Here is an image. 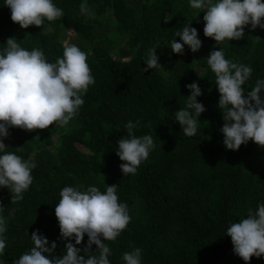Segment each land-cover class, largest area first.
<instances>
[{
  "label": "trees",
  "instance_id": "trees-1",
  "mask_svg": "<svg viewBox=\"0 0 264 264\" xmlns=\"http://www.w3.org/2000/svg\"><path fill=\"white\" fill-rule=\"evenodd\" d=\"M52 2L62 9V17L22 29L0 0V52L14 37L21 47L40 49L55 63L64 47L74 44L87 54L95 83L82 95L84 103L67 125L8 130L5 152L36 167L32 184L17 203H11L7 188H0V215L7 226L0 260L13 264L29 252L35 231L49 247L57 244L50 257L62 256L69 241L60 237L55 217L60 191L66 186L80 191L96 186L103 192L116 185L130 223L116 240H102L110 248V264H125L123 254L136 248L141 250V264H245L234 254L226 232L264 203V148L252 141L236 151L224 146L219 93L206 58L221 49L226 59L251 67L243 85L250 91L258 79L264 80V29L248 25L242 39L216 44L204 36L203 10L192 9L190 0ZM81 3L88 5L90 15L81 13ZM187 24L197 30L202 47L193 53L185 45L183 55L175 54L171 42L182 43L176 32ZM68 31L75 34L70 42ZM149 49H156L163 69L143 71ZM193 82L202 91L197 102L206 110L197 118L196 134L188 137L173 116L186 108V85ZM130 121L140 122L134 134L151 135L154 147L136 174L123 175L117 142L127 136ZM87 240L85 235L77 245L80 255ZM96 251L93 245L91 253L98 256ZM249 264H264V257L253 256Z\"/></svg>",
  "mask_w": 264,
  "mask_h": 264
},
{
  "label": "clouds",
  "instance_id": "clouds-1",
  "mask_svg": "<svg viewBox=\"0 0 264 264\" xmlns=\"http://www.w3.org/2000/svg\"><path fill=\"white\" fill-rule=\"evenodd\" d=\"M5 7L10 9L11 21L20 28L41 27L45 20L51 22L63 16L62 9L52 0H5ZM190 7L203 10L206 38L216 44L225 40H240L244 29L251 25L264 29V0H190ZM80 11L90 15L88 5L81 3ZM181 42L173 40L171 51L183 55L184 46L195 53L202 47L198 32L190 24L176 32ZM6 47L0 52V188H7L11 193V203L23 199L33 182L31 161L5 152L3 140L9 135L10 128L24 131L45 130L54 123L67 125L83 105L82 95L95 83L87 63V54L74 45H66L63 57L55 63H49L40 49L31 51L21 47L16 38H8ZM144 72L162 68L156 49H149ZM207 65L215 76L219 93L218 108L223 119L220 129L223 144L228 150H239L249 141L264 148V80H257L255 86L245 92L243 85L250 78L253 69L249 66L231 62L224 52H210ZM190 92L186 108L174 113L173 119L181 125L184 135L192 137L197 132V118L206 110L197 102L202 91L197 83L186 85ZM139 121L128 122L125 127L127 136L117 142L116 155L121 163L123 175L136 174L140 164L147 160L154 147L151 135L137 137L134 129ZM116 185L107 186L101 191L96 186L80 191L66 186L60 191V200L55 206L60 237L69 241L65 245V254L51 256L57 247L38 231L31 234L33 247L22 254L13 264H110V248L103 241H114L130 223L127 205L119 202ZM3 206H0V213ZM14 215V211L10 213ZM7 230L6 219L0 215V255L4 253ZM87 235V244L80 255L81 245ZM226 235L231 238L233 252L245 264L253 256L264 257V203L253 212L249 210L246 218L232 223ZM74 239L75 243L71 241ZM96 245L99 255L91 253ZM47 254V255H46ZM125 264H141V250L134 249L123 254ZM0 264H4L0 260Z\"/></svg>",
  "mask_w": 264,
  "mask_h": 264
},
{
  "label": "rangeland",
  "instance_id": "rangeland-1",
  "mask_svg": "<svg viewBox=\"0 0 264 264\" xmlns=\"http://www.w3.org/2000/svg\"><path fill=\"white\" fill-rule=\"evenodd\" d=\"M68 37L69 38H68L67 42H70V40L75 37V34L72 31H68ZM123 46H124V42L121 43V47H123ZM200 72H201L200 70H197V73H200ZM1 197L2 196L0 194V198Z\"/></svg>",
  "mask_w": 264,
  "mask_h": 264
}]
</instances>
